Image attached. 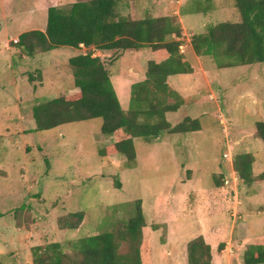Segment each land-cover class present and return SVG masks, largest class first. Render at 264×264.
<instances>
[{"label": "rangeland", "instance_id": "374dc122", "mask_svg": "<svg viewBox=\"0 0 264 264\" xmlns=\"http://www.w3.org/2000/svg\"><path fill=\"white\" fill-rule=\"evenodd\" d=\"M78 1L88 0H0V256L12 264H32L36 247L51 242L69 245L104 230H122L113 224L134 215L135 203L141 200L147 221L142 234L144 264L188 263L186 244L199 231V226L189 228L191 216L202 228L206 224L211 228L207 240L214 264H244L249 245L264 244V179L259 177L264 172V144L256 136V123L264 121V62L220 67L212 57L193 54L189 39L193 31H204L195 20L197 8L204 12L209 2L119 0V13L132 19L142 18L146 10L157 14L158 3L160 9L182 3L186 30L180 50L183 61L195 71L183 81L187 87L182 90L183 106L168 119L176 125L189 116L198 119L201 128L152 140L137 138L134 162L120 153L100 154L114 140L101 132V118L28 131L35 126L31 108L37 100L73 88L68 59L74 49L61 46L20 59L13 39L19 40V33L29 29L45 28L49 7ZM211 2L212 11L219 13H212V19L237 18L235 1L234 5L233 0ZM81 49L104 61L124 109L130 86L144 79L148 61L165 58L163 52L150 48L142 52ZM38 68L42 75L30 80L29 72L35 74ZM120 73L122 77L116 79ZM62 82L68 90L60 86ZM228 150L232 158L225 160ZM244 153L253 155L251 184H244L233 166L234 157ZM226 174L227 185L222 182ZM217 181L222 184L215 192ZM201 209L209 210V215L200 217ZM78 211H85L78 229L59 228V217ZM169 215L183 218L185 235L179 236L171 224L166 233L162 226L170 221ZM221 224L225 226L218 229ZM165 236L168 243L161 245ZM220 243H224L221 249ZM119 250L128 252L129 245L121 243Z\"/></svg>", "mask_w": 264, "mask_h": 264}, {"label": "trees", "instance_id": "16d2710c", "mask_svg": "<svg viewBox=\"0 0 264 264\" xmlns=\"http://www.w3.org/2000/svg\"><path fill=\"white\" fill-rule=\"evenodd\" d=\"M118 2L88 0L66 7H49L45 30L21 33L16 47L20 57L31 58L37 52L47 53L61 46H94L99 50L121 52L150 47L153 51L166 53L160 61L149 60L146 78L131 85L127 109L120 104L104 61L92 52L68 59L74 91L50 99L43 96V100H37L31 108L35 126L28 131L55 129L67 123L101 118V132L113 136L114 140L100 154L120 153L134 162L137 159L136 138L152 140L164 134L197 131L201 125L198 119L189 116L172 125L166 117L168 112H175L183 105L178 92L168 83V77L193 71L190 64L183 61L181 41L176 39L182 35L177 16L163 12L155 16L146 10L142 18L132 19L119 13ZM233 5L237 18L211 24L204 32L193 35L194 51L200 56L212 57L220 67L264 62V0H233ZM35 72H29L30 80H34L36 74L42 75L40 68ZM256 136L264 144V121L256 123ZM252 163L251 153L234 157V169L244 184L253 183ZM259 177L264 179V172ZM116 184L120 187L119 182ZM221 184L216 182L218 187ZM135 206L134 215L113 224L112 227L118 229L121 226L122 230H104L69 245L51 242L36 247L32 250V264H144L142 234L147 221L142 201L137 200ZM83 212H68L59 217V228L78 229L84 221ZM157 227L155 224L154 228ZM121 243L129 245L128 252H120ZM163 243H168L166 236L161 245ZM186 245L187 264H211L212 247L202 235L192 238ZM223 246L224 243H220L219 249ZM0 264L12 263L0 256ZM244 264H264V244L249 245Z\"/></svg>", "mask_w": 264, "mask_h": 264}, {"label": "crops", "instance_id": "0c3cea01", "mask_svg": "<svg viewBox=\"0 0 264 264\" xmlns=\"http://www.w3.org/2000/svg\"><path fill=\"white\" fill-rule=\"evenodd\" d=\"M203 2H205V0H202ZM206 2H209V4L211 5H207V7H206V10L203 12L202 11V9L201 8H197L198 10V12H197V16H196V19L195 20H197L198 22H201V26H202V28L204 27V31H205V29H206V27H208V26H210L211 24H217V23H220V22H223V21H227V20H215V18L214 19H212L213 17H212V13H214L215 15L216 14H219V13H216V11H212V9L213 10H215V8L213 7L212 8V2H211V0H206ZM158 5L159 6H161L159 3H158ZM158 5H154L156 8V10L157 11H159L156 15L157 16H159V15H161V12H163V13H168V14H171V15H175V16H177V18H178V20L180 21V23H181V26H182V35H181V37H176V39L177 40H179V41H181V44H180V46L182 47L183 45V43H182V41L184 40L183 39V31L184 30H186V25H185V19L182 17V13H181V7H182V3H180V5H179V7L178 8H174V9H171V7H170V5L167 7V9H160L159 7H158ZM200 6V5H199ZM202 6H205V4H203ZM201 6V7H202ZM204 9V8H203ZM154 14V15H155ZM200 14H203L204 15V17H201L200 16ZM155 15V16H156ZM208 16V18H206ZM46 24H47V22H45V28H46ZM45 28H32V29H29V30H27V31H30V30H42V31H44L45 30ZM202 29H200L199 31H197V32H194L193 31V33H192V36H191V38L189 39V42H190V49L193 51V54L194 55H197V56H200V55H198L195 51H194V49H193V47H192V44H191V40H192V37H193V35H195V34H199V33H202V32H204V31H201ZM26 32V31H25ZM185 32V31H184ZM21 33H19V35H20ZM19 38V37H18ZM14 47H16V45H14ZM69 47V46H68ZM82 47H85V46H81L80 48H73L74 50H73V52L72 53H74V54H72V56H75V55H78V54H86V53H84V52H81V48ZM17 48V47H16ZM145 48H150V47H145ZM145 48H143V49H145ZM143 49H141V50H138V51H140V52H142V50ZM151 49V48H150ZM17 50H18V52H19V49L17 48ZM100 51H104V50H100ZM107 51H112V50H107ZM136 52V51H135ZM154 52H157V51H154ZM180 52H181V50H180ZM164 53V52H163ZM182 53V52H181ZM16 54V56H18L20 59L21 58H31V57H26L25 55H23V57H20L19 56V54L18 53H15ZM44 54V53H43ZM165 54V57H166V53H164ZM182 55H183V53H182ZM38 56V53L34 56V57H37ZM72 56H70V57H72ZM34 57H32V58H34ZM69 57V58H70ZM203 57H206V56H203ZM207 57H209V56H207ZM123 58V57H122ZM192 68H193V66H192ZM193 71H195V68L193 69ZM193 71L192 72H190V73H180V74H174V75H170L169 77H168V83L170 84V86H171V88L172 89H174L176 92H178V94L180 95V97H181V99H182V101H183V104H184V100H185V98H186V94H185V92H183L182 90H185V89H187V87L184 85V83H183V81H185L186 80V77L187 76H194V74H193ZM132 72V70H130V73ZM26 73H28V72H26ZM122 77V75H121V73H120V75H116V79H118V78H121ZM111 78V77H110ZM146 78V73H145V76H144V79ZM143 79V80H144ZM140 81H142V80H140ZM140 81H137V82H140ZM134 83V82H133ZM132 83V84H133ZM136 83V82H135ZM64 83L62 82V83H60V86H62L63 87V89L65 88H67V87H65L64 85H63ZM112 84H113V82H112ZM131 84V85H132ZM196 85H197V83H195ZM73 85H74V78H73ZM114 86V85H113ZM114 89H115V91H116V93H117V88L114 86ZM67 90H68V88H67ZM130 90H131V86H130V89H129V94H130ZM72 91H74V88H72V89H70L69 88V92H72ZM68 92V93H69ZM117 96H118V99L120 98V96H119V94L117 93ZM130 98V97H129ZM119 101H120V99H119ZM129 103H130V101H129ZM129 103H128V107H129ZM120 104H121V106H122V108H124L123 107V104H122V102H120ZM183 106V105H182ZM178 111V110H177ZM177 111H175V112H177ZM170 113H174V112H168L167 114H166V117H167V120L168 121H170L169 119H168V116H169V114ZM171 122V121H170ZM172 124V123H171ZM172 125H174V124H172ZM60 127V126H59ZM174 134V133H173ZM173 134H169V135H173ZM177 134V133H176ZM106 135V134H105ZM137 139V138H136ZM136 142V141H135ZM190 160V159H189ZM225 176H229V175H225ZM233 180L234 181H236L237 179L236 178H234L233 177ZM189 181H191V179L189 180ZM218 189H219V187H218ZM217 189V190H218ZM217 190H215V192L217 191ZM196 199H197V196H196ZM195 201V200H194ZM214 201V200H213ZM196 202V201H195ZM194 202V203H195ZM213 203H216V204H220V202H213ZM213 203H212V205H213ZM195 206V204L193 205V207ZM208 211L209 210H204V209H201L199 212V215H200V217L201 216H203L204 214H206L207 213V215H209V213H208ZM210 212V211H209ZM206 215V216H207ZM169 217H170V221H168L166 224H165V226L163 225L162 227L164 228H166V233H167V228L170 226V224H171V228H173V230L177 233V232H179L180 234L179 235H185L183 232H182V230H181V227H182V225H183V223H184V221L182 220L183 218H178V216H171V215H169ZM196 217V216H195ZM194 216H191V219H190V222H189V224H188V226H189V228H191V226L192 227H198L199 228V231H198V233L197 234H195L196 236L195 237H197V236H199V235H202L204 238H205V240H206V242L207 243H209V241L207 240V238H208V236H212V231H211V228L209 227V225L208 224H206L207 226H205V227H201V225H199L198 224V220H194V218H195ZM181 220H182V223H181ZM223 224H225V225H227V222L226 223H223ZM225 225H223V226H225ZM222 226V224H221V226H215V227H218V229H220V227H223ZM184 227V226H183ZM206 227H208V228H206ZM189 231V230H188ZM223 231V230H222ZM194 237V238H195ZM256 237L258 238V236L256 235L255 236V239H256ZM176 242H178V240L176 239L175 240ZM180 242V241H179ZM188 243V242H187ZM210 244V243H209ZM170 245H171V243H170ZM212 247V246H211ZM172 248H173V246H172ZM174 250H176L175 248H173ZM212 250H213V247H212ZM215 251V250H214ZM171 252L170 251H168V254H170ZM214 258V255H213V251H212V259ZM211 264H214V262H212V260H211ZM223 264V263H222Z\"/></svg>", "mask_w": 264, "mask_h": 264}, {"label": "built area", "instance_id": "2783aa9c", "mask_svg": "<svg viewBox=\"0 0 264 264\" xmlns=\"http://www.w3.org/2000/svg\"><path fill=\"white\" fill-rule=\"evenodd\" d=\"M13 41H14L15 43H17L19 40H18V39H13ZM223 158H224L225 160H230V159L232 158V152H231L230 150H228V152H225V153L223 154ZM229 182H230V178L226 176V177L224 178V183L227 185V184H229Z\"/></svg>", "mask_w": 264, "mask_h": 264}]
</instances>
